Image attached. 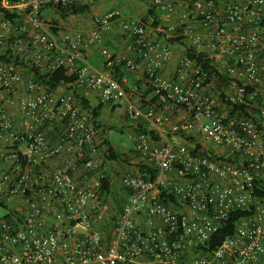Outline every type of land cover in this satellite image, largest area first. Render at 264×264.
I'll list each match as a JSON object with an SVG mask.
<instances>
[{
  "label": "built area",
  "instance_id": "1",
  "mask_svg": "<svg viewBox=\"0 0 264 264\" xmlns=\"http://www.w3.org/2000/svg\"><path fill=\"white\" fill-rule=\"evenodd\" d=\"M86 2L0 0V264H264V0H149L156 26L59 16ZM102 105L139 158L118 193Z\"/></svg>",
  "mask_w": 264,
  "mask_h": 264
},
{
  "label": "trees",
  "instance_id": "2",
  "mask_svg": "<svg viewBox=\"0 0 264 264\" xmlns=\"http://www.w3.org/2000/svg\"><path fill=\"white\" fill-rule=\"evenodd\" d=\"M97 1L98 0H87L86 3H78V4L67 6V7H57V11L61 19H67L69 16H75V15H83V14L86 15L91 12L92 7ZM141 1L144 3H147L149 0H141ZM52 19H53V22H57V19L55 17ZM140 20L142 23L150 24L151 26H156L161 23V19L157 11L155 10V8L149 5L146 10V14ZM32 71H34V80L43 84L49 90H54L59 86L73 83L76 78L75 75H69L63 69H59V70H56L48 74H42L41 72L35 69H33ZM100 109H101V106L91 109V113L96 119L99 116ZM96 125L100 126V123L97 121ZM111 129H113V127L112 128L106 127L104 128V131L106 133L108 130H111ZM104 144L107 146V151L105 153V159L107 161H117V162L127 161L126 154L115 152L114 149L111 147L110 142L107 139L104 140ZM107 180H108L107 178H104L102 180L104 190L106 191L109 190V187L107 185ZM238 216H239V213L231 216L228 220L224 221V225L215 234V238L210 245V250L216 249L217 246L220 244V242L226 236L233 233L234 223L237 220Z\"/></svg>",
  "mask_w": 264,
  "mask_h": 264
},
{
  "label": "rangeland",
  "instance_id": "3",
  "mask_svg": "<svg viewBox=\"0 0 264 264\" xmlns=\"http://www.w3.org/2000/svg\"><path fill=\"white\" fill-rule=\"evenodd\" d=\"M147 8L148 4L141 0H98L92 7L91 13L98 15L109 9H118L123 17L139 20L146 14ZM109 123L113 126V129L108 130L105 137L116 152L121 153L130 149V128L127 126V122L124 118L120 114H117ZM105 126L110 128L109 125L105 124ZM4 214L5 212L0 210V217Z\"/></svg>",
  "mask_w": 264,
  "mask_h": 264
},
{
  "label": "crops",
  "instance_id": "4",
  "mask_svg": "<svg viewBox=\"0 0 264 264\" xmlns=\"http://www.w3.org/2000/svg\"><path fill=\"white\" fill-rule=\"evenodd\" d=\"M109 34H120L117 24L113 26V29H112V31ZM108 44L110 46H115V40L114 41H110L109 40ZM87 56H88L89 61L92 64L99 65V58L97 57V50L91 49L87 53ZM114 118H115V115L110 111L108 105H102L101 109L99 111V116L97 118V121L100 123V126H101L100 127L101 132H100L99 138L103 141V144H104V140L107 139L105 137L106 133L104 131V128H106L105 124L109 125L110 128L113 127V126L110 125L109 121L114 119ZM110 145H111V143H110ZM111 147L114 149V147L112 145H111ZM114 151L116 152L115 149H114ZM121 153L126 154L127 150H125V151H123ZM126 158H127V164H123L121 162H112V163L109 162V163H107L108 169H109V172H110V176H111V178L114 181V183H113V191L116 192V193L120 192V186H119V182H118V177L121 176L122 173L136 172L137 171V165H138L139 158L136 156V154L126 155Z\"/></svg>",
  "mask_w": 264,
  "mask_h": 264
}]
</instances>
